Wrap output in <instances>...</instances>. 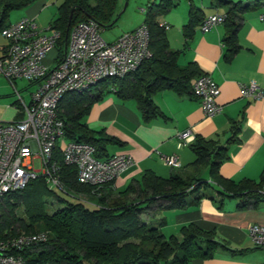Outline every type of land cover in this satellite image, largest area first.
<instances>
[{
  "label": "trees",
  "instance_id": "16d2710c",
  "mask_svg": "<svg viewBox=\"0 0 264 264\" xmlns=\"http://www.w3.org/2000/svg\"><path fill=\"white\" fill-rule=\"evenodd\" d=\"M35 1L0 0V33L10 25L7 21L11 12ZM213 1L217 7L229 5L224 14L223 25L227 30L223 42L227 47L226 61H230L239 49L235 37L239 28L237 12L255 9L264 0H253L247 5L229 0ZM117 5L118 0H64L50 25L61 34L55 49L56 59L63 56L70 30L76 24L91 20L103 30L113 27L118 16ZM173 6L163 2L149 5L144 10L142 24L149 30L151 57L135 72L122 78L104 79L84 92L69 93L61 99L56 116L63 123L62 141L88 144L94 148L97 159H107L106 147L122 146V143L88 128L84 121L95 103L114 95L122 103L133 102L142 120L149 122L164 118L153 102L155 94L171 90L192 96L191 81L201 73L193 63L179 66L180 52L169 49L165 29L155 20ZM188 15V22L183 27L186 40L192 38L196 27L204 20L200 10L194 7ZM13 107L19 110L16 101ZM233 125L232 138L227 145L234 142L239 133ZM188 146L195 155V161L190 165L194 172L191 175L175 173L162 178L153 172H145L139 181H134L124 191L113 193V182L100 188L78 183L75 167L64 164L61 147L57 145L53 161L58 166L61 190L76 200L66 201L55 196L42 177L31 181L22 191L7 194L0 201V240L20 232L46 233V242L21 253L27 264H189L193 259H207L221 250L232 254L245 252L229 250L216 239L214 232L192 224L182 227L178 236L165 238L159 230L161 222L143 220L142 216L149 215L152 221V213L158 208L185 210L203 199L214 201L218 209L226 199L238 200V209L257 208L264 203V176L256 184L248 180L234 183L219 175L220 164L228 158L226 146L200 137H194ZM202 168H208L214 185L195 175ZM40 188L50 192L56 203L64 204L63 207L49 214L41 196L37 195ZM19 208H22V216L15 214L17 210L22 212Z\"/></svg>",
  "mask_w": 264,
  "mask_h": 264
},
{
  "label": "crops",
  "instance_id": "0c3cea01",
  "mask_svg": "<svg viewBox=\"0 0 264 264\" xmlns=\"http://www.w3.org/2000/svg\"><path fill=\"white\" fill-rule=\"evenodd\" d=\"M63 1L36 0L21 9L23 14L15 22L9 21V14L7 24L29 18L38 28H47L57 17ZM229 1L247 5L253 0ZM163 2L174 5L166 14L155 18L157 23L168 26L165 34L169 49L180 52L179 66L193 63L201 73L199 76L209 75L214 80L219 89L216 103L221 107V112L208 118L202 112L200 101L193 95H180L171 90L153 96V102L164 118L149 122L142 120L133 102L122 103L114 95H108L95 103L84 122L90 130L103 132L122 143V146L108 145V157L128 156L132 161V165L113 181V193L124 191L128 185L139 181L145 172H153L162 178L175 173L191 175L193 169L190 165L194 163L195 155L188 145H180L178 140V135L186 130H191L194 137L227 147L228 158L218 170L222 178L234 183L248 180L259 184L264 176V99L241 97L240 85L253 82L264 90V21L259 17L264 12V2H260L255 9L237 12L239 28L235 37L239 49L230 61L225 58V25H218L207 33H201L198 25L190 40H186L183 35L191 7L200 10L205 19L216 13L226 14L229 5L217 7L213 0H152L151 4L156 6ZM5 46L6 40L2 37L0 57ZM45 61L47 57L44 64L48 66ZM195 79L191 81V86ZM15 110L14 120H17L21 116L20 111ZM2 115L3 110L0 109V119ZM233 124L239 133L235 141L227 145L226 142L232 138ZM61 144L62 149L65 142ZM171 155L177 156L180 168L174 169L162 162L161 156ZM195 173L208 184L214 185L208 168ZM214 197L218 200L216 194ZM237 204L238 200L226 199L218 209L214 201L203 199L185 210L158 208L153 211V216L155 212L159 214L155 223L161 222L159 230L165 238L178 236L182 227L192 224L201 230L214 232L216 239L229 250L245 251L232 254L221 250L207 259H193L189 264H264V249L255 247L248 235L249 226L264 227V203L248 209H238Z\"/></svg>",
  "mask_w": 264,
  "mask_h": 264
},
{
  "label": "built area",
  "instance_id": "2783aa9c",
  "mask_svg": "<svg viewBox=\"0 0 264 264\" xmlns=\"http://www.w3.org/2000/svg\"><path fill=\"white\" fill-rule=\"evenodd\" d=\"M259 17L264 21V12ZM225 21L224 14L208 16L200 24V32L207 33ZM159 26L168 28L164 24ZM102 31L91 20L76 24L70 30L63 56L53 59V67L46 66L44 59L56 49L61 34L51 26L40 29L33 20L22 18L1 32L6 46L0 57V77L9 81L17 95L18 80L28 82L35 90L28 105L21 97L16 101L20 119L0 122V201L39 177L50 189L61 190L58 166L53 161L54 151L64 137L63 123L56 116L61 99L69 93L84 92L104 79L133 73L151 57L145 24L111 43L101 38ZM191 92L200 101L206 117L221 112L216 103L219 89L209 75L198 76ZM240 95L261 100L264 90L251 82L240 85ZM178 140L180 145H189L194 135L186 130L178 135ZM61 154L64 164L75 167L78 183L98 188L113 182L132 165L128 156L97 159L94 148L88 144L66 142ZM161 160L171 168H180L176 155L161 156ZM35 162L39 170H35ZM248 235L255 247L264 249V227L251 225ZM46 241V233H20L0 240V264H27L21 253Z\"/></svg>",
  "mask_w": 264,
  "mask_h": 264
},
{
  "label": "rangeland",
  "instance_id": "374dc122",
  "mask_svg": "<svg viewBox=\"0 0 264 264\" xmlns=\"http://www.w3.org/2000/svg\"><path fill=\"white\" fill-rule=\"evenodd\" d=\"M151 3L152 0H119L117 5V14L120 13L121 15L118 17V20L116 21L113 27L105 29L101 32L100 34L101 38L104 41L111 43L115 41L119 36H121L122 33H124L125 31H128L130 29H134V30L137 29L139 26L142 25V22L144 20V16H145L144 10L149 5H152ZM22 10L11 12L9 21L15 22L16 19L23 14ZM161 16L162 15L158 16V18H160ZM1 38L2 37L0 36V39ZM55 56H56V50H53L51 53L48 54L47 61H45V63L49 67H53L54 64L53 59H55ZM15 87L19 92L18 95L14 91L9 81L4 77H0V109L3 110V115L0 119V122L2 123H8L14 121L16 110L13 107V104L15 103V101H19V97H21L22 101L26 105H28L31 100V94L35 90L34 86H29L28 82L22 80L16 81ZM61 142L62 141H59L58 143L60 147L61 145H63L61 144ZM35 164H36L35 170H39L40 167L37 165V162H35ZM52 189L54 191L55 196L65 199L66 201L76 200V198L66 194L65 192H63L58 188H52ZM37 195L41 196V200L44 203V208L49 214H52L55 210L62 208L64 205L63 203H56V201L53 199L54 196L44 188H40L39 191L37 192ZM81 199L84 198L81 197ZM84 202L86 201L84 200ZM19 209L22 211V208ZM15 214L16 216H22L23 211L19 212L17 210ZM158 215L159 214L155 212L154 216L151 218L152 222L156 221ZM142 218L146 222L149 220V215L142 216ZM153 218H155V220H153ZM20 233H25V232H20Z\"/></svg>",
  "mask_w": 264,
  "mask_h": 264
},
{
  "label": "water",
  "instance_id": "95a60500",
  "mask_svg": "<svg viewBox=\"0 0 264 264\" xmlns=\"http://www.w3.org/2000/svg\"><path fill=\"white\" fill-rule=\"evenodd\" d=\"M123 11H124V9H123ZM120 15H121V14L119 13L118 16H117V18L114 20V22H116V21L118 20V17H119Z\"/></svg>",
  "mask_w": 264,
  "mask_h": 264
}]
</instances>
